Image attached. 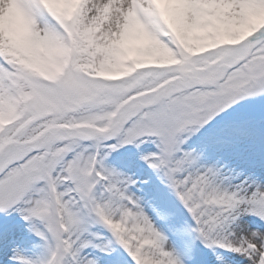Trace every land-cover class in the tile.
<instances>
[{
  "label": "snow or ice",
  "instance_id": "6c2138e0",
  "mask_svg": "<svg viewBox=\"0 0 264 264\" xmlns=\"http://www.w3.org/2000/svg\"><path fill=\"white\" fill-rule=\"evenodd\" d=\"M0 264H264V0H0Z\"/></svg>",
  "mask_w": 264,
  "mask_h": 264
}]
</instances>
